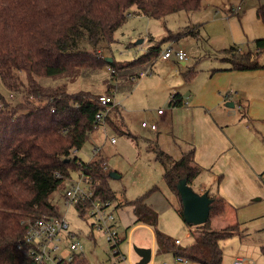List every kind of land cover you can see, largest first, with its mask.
I'll list each match as a JSON object with an SVG mask.
<instances>
[{
	"label": "trees",
	"instance_id": "16d2710c",
	"mask_svg": "<svg viewBox=\"0 0 264 264\" xmlns=\"http://www.w3.org/2000/svg\"><path fill=\"white\" fill-rule=\"evenodd\" d=\"M201 6L202 0H0V81L9 90L25 92L22 100L12 105L6 104L0 93V264H33L21 220L27 215L58 214L50 194L59 187L66 188L71 172L89 176L92 200L112 201L116 197L110 186L114 169L107 157L98 152L83 161L75 154L97 126L94 115L104 108L98 99L102 93L86 88L68 91L65 85L42 84L38 77L74 80L110 66L115 71L110 79L118 75L124 89L122 77L128 82L132 76L139 77V67L153 63L161 51L160 42L126 62L103 53V47L114 42V32L125 22L130 9L162 18ZM255 16L264 26V1L255 8ZM185 35L195 37V29L186 27L167 37L176 40ZM239 48L231 44L220 50L226 53L222 57L229 64L222 69L264 68V35L253 39L252 47ZM111 85L110 80L105 91ZM169 103L181 106L184 101L179 93H173ZM108 118L106 115L105 121ZM118 132L136 138L123 127L118 126ZM151 147L163 168V182L180 203L175 209L182 217L175 183L186 177L191 185L198 175L194 149L173 158L157 143ZM56 171L63 176L59 180L54 176ZM154 190L160 187L155 184L134 198L117 202L115 207L131 205L135 222L153 227L159 253L180 255L192 264H220V242L237 230L236 223L219 229L210 226V219L225 211V200L210 194L209 218L199 225L185 222L193 239L182 245L157 227L158 212L147 203ZM260 251L264 256V245ZM70 264L89 263L84 255H76Z\"/></svg>",
	"mask_w": 264,
	"mask_h": 264
},
{
	"label": "rangeland",
	"instance_id": "374dc122",
	"mask_svg": "<svg viewBox=\"0 0 264 264\" xmlns=\"http://www.w3.org/2000/svg\"><path fill=\"white\" fill-rule=\"evenodd\" d=\"M263 1L204 0L200 9L178 10L162 18L129 14L125 22L115 30L114 42L109 47L106 45L103 47V53L110 54L115 61H129L144 53L148 45L161 42V49H163L166 45L163 41L169 39L167 36L170 32L183 31L186 27L195 29L196 32L195 37L185 35L176 39L173 44L187 52L185 64H181V60L178 59H176L177 62H171L172 64L163 63L157 58L148 73L134 79L130 77L129 82L122 77L124 84L128 85L130 82L131 84L129 88L117 90L114 99L118 102L130 131L137 136H139L138 133L148 134L149 132L140 126L139 121L152 115L158 108L168 111L173 107L169 101L176 89L181 93L196 92L206 84L212 69L229 65L225 59L221 58L226 53L222 51L217 53L218 48L228 47L233 44V41L240 44L239 50L252 47L253 39L264 35V26L255 16V8ZM239 4L241 9L238 13L228 11L229 7L234 9ZM130 11H134V8ZM185 25L188 26L184 27ZM148 34H151L149 38H147ZM140 38H144V41L134 44ZM148 65L139 67L138 71L147 69ZM260 74L258 81H261V84L255 90L264 84V73ZM110 77L111 73L105 68L99 72H92L87 77L74 80L38 77V81L45 85H65L68 91L86 88L108 93L105 91L107 82L110 80L111 83L121 82L118 75L111 79ZM247 87L249 93L253 87ZM236 89L235 87L220 90L223 98L220 103L222 113L221 111L212 112L205 103L193 107L189 102L182 103L177 112L173 111L168 124L170 133L167 139L164 135L161 139L169 150L175 152L174 157L180 156L178 145L185 147L188 142L195 146V150L198 149L205 155L211 153L210 159L199 163L201 172L192 181L196 189L199 182L208 186L217 178V175L221 174L217 193L222 195L228 207L220 214L223 216L222 221L237 219L243 223L244 230L240 231V225L235 222L236 232L240 233H235L220 242L223 251L220 264H264V257L260 251V246L264 244V178L260 176L262 172L264 175V111L257 110L256 117L252 118L243 110V108L247 110L245 103L248 106L247 100L243 102L247 93H239ZM0 93L4 97V102L9 105L22 100L23 94L25 95L24 91L9 90L1 81ZM226 101H232L233 106H226ZM255 105L253 100L252 106ZM115 114L116 111L113 110L109 117ZM249 118L253 119V125L247 120ZM153 133L150 132L151 135ZM111 136L115 137L113 143L109 141ZM92 145L101 148V154L107 157L109 166L121 174V177L110 179V186L116 197L105 207V212L111 211L113 214V219L108 223L113 224V230L119 240L117 246L110 247L113 240L109 241L103 229L91 223L92 217L81 215L75 204L67 206L64 203V186L50 194L51 203L55 205L60 215L65 216L70 230L76 233V239L83 244V254L89 264H141V256L136 251L140 247L132 244L130 261L127 253L128 234L123 238L124 227L131 224L130 217L132 220L134 218L131 205L115 207L114 202L121 201L124 194L127 198L136 197L155 184L162 189L152 191L148 198L159 213L157 227L172 238L182 239L184 243L192 241L187 238L188 235L186 236L188 226L175 209L180 206V203L177 197L167 191L169 189L161 177L162 167L154 159L155 152L150 145L147 146L141 138L135 142L108 125H105V129L97 125L89 133L88 139L78 150L81 159L88 161L92 158L94 155L91 152ZM71 176L73 180L78 179L76 172H71ZM214 190L216 185L214 188L212 185V191ZM166 192L170 196L168 201L165 199ZM121 208L122 211H120ZM120 212L121 220L118 216ZM213 224L227 223L221 222V219H215ZM133 229V243L136 240L149 241L152 238V226L138 225ZM116 249H119V253H123L125 258H117V255L113 253ZM237 257H240L241 261L235 263ZM168 262H173V257Z\"/></svg>",
	"mask_w": 264,
	"mask_h": 264
},
{
	"label": "crops",
	"instance_id": "0c3cea01",
	"mask_svg": "<svg viewBox=\"0 0 264 264\" xmlns=\"http://www.w3.org/2000/svg\"><path fill=\"white\" fill-rule=\"evenodd\" d=\"M203 1L204 0H202V6L204 4ZM237 6H239V9L234 10ZM237 6L234 9L232 7H229L228 8V11L230 10V12L238 13V11L241 9V6H240V4L237 5ZM133 13H135V12L129 11V14H133ZM135 14H137V13H135ZM137 15H143V14H137ZM190 25L191 24H189V26ZM186 26H188V25H185L184 27H186ZM150 36H151V34H148L147 38H149ZM259 37H261V36H259ZM255 38H258V37H255ZM142 41H144V38H142ZM163 42L166 45L167 44H172L173 45L175 43V40L174 39H166ZM233 44L236 45L237 44L236 41H233ZM163 45H162V47H163ZM237 45H240V44H237ZM150 46L148 45V48ZM223 48H226V47H220V48H218L217 49V53H219L220 50H222ZM180 49H182L186 53V59H187V52L183 48H180ZM146 51H148V49ZM157 58H158V60L160 59L159 56ZM221 58L223 59V57H221ZM186 59L185 60H181L180 63L181 64H185ZM159 61L160 62H163V63L170 62V64H172L171 62H174V61L177 62L178 60H176V57L175 56H171L168 59H165V60L160 59ZM152 65H153V63L149 64L148 67L151 69ZM228 66L229 65L224 66V67H228ZM224 67H217L215 69H212L210 76L207 78L206 84L202 88L197 89L196 92L195 91H193V92L187 91L185 93H181L179 90L176 89L173 93H179L181 95V97L185 98L184 99V103L187 104L189 102L190 106H192V107L194 105H199L201 103H205V104H207L211 108L212 112L221 111V113H222L223 110H222V108L220 106V103L223 101V98L220 95V90H224V89H227V88H235L236 87L237 88L236 90L239 91V93H243V92H246L247 93L246 94V97H245V100H243V102H246V100L248 101V106L245 103V105L247 107V110L243 108V110H245L246 113H249L252 116V118H253V117H256L255 114H256L257 110L264 111V84L262 86H260L257 90H255L256 87L259 84H261V81H258V77H259L258 75H261L260 74L261 72L264 73V68H258V69H253V70L239 71V70L222 69ZM249 80H251V81L249 82ZM120 85H122V82H120V81L117 82L116 81L115 83L113 82V85H111V86L114 87L116 89V91H117V90H119L121 88ZM105 86H106V84H105ZM125 86H127V84H124V89H125ZM247 86H252L253 87V89L249 93H248L249 90H248V87ZM188 90H190V89H188ZM183 95H186V96H183ZM253 100L256 103V105L254 107L252 106ZM180 108H181V106L175 107V105H174L168 111H166L165 109H163V112L162 113H158L157 110H156L152 115L145 117L144 119H142L141 121H139V123H140V126L142 128H144V129H146L149 133L148 134H145V135H142V134H139L138 133L139 136H137L134 133H132V131H130V129H129L127 123H126V121L123 118L122 110H120L119 105H116L112 109H110L108 111V114H107L109 116V114L114 110V111H116L115 116H110L105 121V124H104L103 127L105 129V125H108L113 130H116V131H118V126L123 127L126 130H128L131 134L135 135L136 138H133V137H130V136L125 135L126 137H129L130 139L134 140L135 142H137V140L141 138V139L144 140V142H146L147 146L150 145V147H151V145L153 143H157L158 146L162 150H164L165 152H167L168 154H170L173 158H178V157H174L175 156V152L172 151V150H169L168 147H166L164 145V143H163V141H162L161 138H162V135H164V138L167 139V135H169L168 133H170V130L168 128V124H169V121H170V119L172 117L173 111L174 112H177V110L180 109ZM243 115H244V113H243ZM252 118H249L247 120H249V123L253 125V119ZM143 120H148L150 122L155 123L156 127L154 129H151L150 127H144V126H142V121ZM160 126H162L161 127L162 128V131H161ZM159 128H160V131H158ZM150 132H154V133L151 135ZM163 132H165V133H163ZM112 137L115 138L114 136H111V138ZM111 138L109 139L110 142H111ZM111 143H113V142H111ZM92 147H98V146L92 145L91 148ZM178 148H179L178 152H180V155L183 152L189 150L190 148H193L194 149V160L197 163V165L200 167L199 173L201 172V166L199 165V163H201L203 161L205 162L207 159H210L211 156H212L211 153H209L208 155H205L203 152L199 151L198 149L195 150V146L192 143H190V142H188V144L185 147H182L181 145H178ZM98 149H99V147H98ZM99 152H101V148L99 149ZM221 153H223V151H221ZM75 154H77L80 157V155L78 154V150L75 151ZM103 156H105V155H103ZM154 159L158 162V160L156 159L155 155H154ZM83 161H85V160H83ZM113 171L116 174L118 173V171H116L115 169ZM162 172H163V168H162ZM162 172H161V177H162ZM199 173H198V175H199ZM119 174L120 173H118V177H121V174L120 175ZM262 175H263V172L260 174L261 178L263 179L264 178V175L263 176ZM118 177H116V178H118ZM216 177L217 178L210 185H208V186L205 185L204 183H201V182L198 183V188L197 189L194 187V183L193 182H192L191 186L197 192H203L204 190H207L209 196H210V194H216V195H218L217 190H218L219 182H220V179H221V174L217 175ZM212 185H213V188L216 185V190H214V192L212 191ZM123 188H124V186H123ZM161 189H162V187H160V190ZM167 191H169V190H167ZM124 192H125V189H124L123 193ZM169 193H171V192L169 191ZM169 197L170 196H169L168 192H166L165 199L167 201L169 200ZM125 199H131V198H127L126 195L124 194V197H122V200L121 201H123ZM149 199L150 198H147V203L150 206L153 207L154 204ZM114 203L116 204L117 202H114ZM131 208H132V206H131ZM153 208L156 210V207L155 206ZM227 208L228 207L226 206V210H227ZM120 211H122V208L120 209ZM132 213H133V208H132ZM177 214H178V212H177ZM118 216H119V219L121 220V212L118 213ZM132 216L134 218L132 220V217H130L131 224L126 225V227H124V232H123V238L128 234V242H127L128 252L127 253H128L129 260L131 261V257H132L131 256V246H132V244H136L140 248H145V249H149L150 250V259H149V261L146 264H151L152 262L170 261L172 259V257H173V254H171V253H159L157 251V244H156V240H155V237H154V232H153L152 238L149 241L136 240V242L133 243V241H132V234L134 232V229L133 228L136 227V226H138V225H144V226H150V225H147V224H144V223H141V222H135L134 213L132 214ZM222 217L223 216L220 215V216H217L216 218L214 217V218L210 219V226L212 228H214V229H219V228H222L224 226H227V225H230V224H233V223L237 222L240 225V231H243L244 230L243 223L240 222V221H238L237 219L236 220H231L230 219V220L222 221ZM180 218L183 220V218L181 216H180ZM215 219H221V222H224V223H227V224H225V225H214L213 224V220H215ZM158 222H159V213H158ZM187 229H188V232L186 233V236L188 235L187 238H190L192 240L193 238L190 235L191 228L188 227ZM235 233H240V232H235ZM174 239L175 240L176 239H179V243H177V244H182V245L187 244V243H184L183 240L180 239V238H178V237H175ZM123 256L125 258V255H123Z\"/></svg>",
	"mask_w": 264,
	"mask_h": 264
},
{
	"label": "built area",
	"instance_id": "2783aa9c",
	"mask_svg": "<svg viewBox=\"0 0 264 264\" xmlns=\"http://www.w3.org/2000/svg\"><path fill=\"white\" fill-rule=\"evenodd\" d=\"M239 9V6L235 10ZM171 56H175L178 60H185L186 53L172 44H167L159 53V58L162 60L168 59ZM107 70L110 73L115 72L114 69L108 66ZM151 69L148 67L139 72V76L146 74ZM132 79L134 77L132 76ZM116 89L110 87L108 93H102L99 96V102L104 107L94 115V122L96 125L104 126L105 116L108 111L114 106L118 105V102L114 99ZM174 106L173 104H171ZM158 113L163 112V108L157 109ZM142 126L150 127L154 129L155 123L148 120L142 121ZM115 138H111V142H114ZM98 150L97 147H92L91 152L93 154ZM55 177L59 180L63 176L59 172L54 173ZM78 179L69 180L65 191L63 193L64 203L68 206L70 204L79 205L80 214H85L88 217H92V224H96L97 227L102 228L107 235L108 240L111 243V248L116 247L118 244L116 233L113 230V224L108 223L113 219L112 212H105V207L111 203L110 200L102 201L100 199L92 200V184L89 176L78 172ZM85 183V185H82ZM21 223L25 225V242L28 244L29 255L33 261V264H70L76 255L83 254V244L76 239V233L70 230L69 223L65 216L58 214H38L27 215ZM179 243V239L175 240ZM117 258H123V254L119 253V249L113 251ZM241 261L240 257H237L235 263ZM191 264V262L180 255L173 256V262L161 261L152 262L151 264Z\"/></svg>",
	"mask_w": 264,
	"mask_h": 264
},
{
	"label": "water",
	"instance_id": "95a60500",
	"mask_svg": "<svg viewBox=\"0 0 264 264\" xmlns=\"http://www.w3.org/2000/svg\"><path fill=\"white\" fill-rule=\"evenodd\" d=\"M142 42V38L134 42L139 44ZM108 61L112 58L108 57ZM226 106H233L232 101H226ZM110 176L113 178L118 177L114 171L110 172ZM175 187L179 193L182 203V218L186 223L193 225H199L207 221L209 218L210 204L212 198L208 195V191L203 192L195 191L190 184H188L186 177H182L176 181ZM136 251L141 256L140 263L145 264L150 259V250L145 248H137Z\"/></svg>",
	"mask_w": 264,
	"mask_h": 264
}]
</instances>
